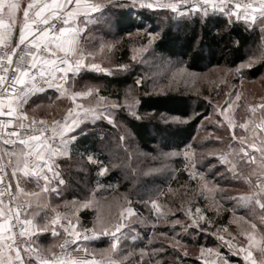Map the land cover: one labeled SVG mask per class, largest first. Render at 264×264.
<instances>
[{"label":"snow or ice","instance_id":"obj_1","mask_svg":"<svg viewBox=\"0 0 264 264\" xmlns=\"http://www.w3.org/2000/svg\"><path fill=\"white\" fill-rule=\"evenodd\" d=\"M130 3L133 7L168 9L181 17L202 13L206 18L211 10L229 20L235 17L252 26L259 24L260 31L264 32V0H130ZM118 6L123 7L120 0H28L26 6H22V0H0V264H151L152 259L163 251L162 248L151 252L140 249L138 257L133 259L135 254L121 247L125 240L140 238L133 223L146 222L131 206L120 213L121 220L112 229L99 216L92 228H81L78 217L73 222L67 213L61 216L55 212L50 217L47 214L45 194L55 192L60 195L59 186L65 183L57 161L69 155L70 146L79 135L85 134L81 125L97 120L113 124L115 111L120 107L135 115L132 110L138 101L127 102L130 91L126 94L125 104L121 105L101 95L96 85L84 84L79 90L76 88L77 78L84 72L112 76L116 71L129 70L127 65L113 70L95 62L97 51L103 53L106 48L111 51L112 45L101 43L98 50H90L83 42L88 24L98 22L107 9ZM151 42L149 40V44ZM257 63L264 64V48L234 71L240 74ZM141 83L140 79L136 81L137 86ZM49 90L58 93L57 99L70 100L66 114L59 120L29 116L26 110L29 100ZM235 99L239 101L240 95L235 94ZM231 104V100L228 101L227 107ZM257 109H260L259 123L250 126L247 122L235 125L228 121L230 129L238 126L252 135L237 138L233 131V139L238 140L239 146H229L228 152L216 157L234 179H242L250 189L247 194L229 199L236 201L237 207L251 209L253 213L257 208L260 210L259 226L244 216L237 219L238 226L239 222L247 225L239 232L246 243L236 245L233 254H243L245 264H264V103L251 106L250 111L255 114ZM226 111L227 108L221 109L222 113ZM176 155L179 153H167L162 159ZM184 155L187 159L188 152ZM88 161L100 163L92 155L88 156ZM191 167V179L196 180L197 175L202 179V174L195 172V163ZM160 170L152 169L145 174ZM107 172L108 168L101 165L98 175ZM27 184H35L36 188L29 190ZM217 190L218 185L204 182L199 195L205 201V207L197 206L193 210L189 206L185 210L181 206L178 211L190 223L176 218L170 226H180L185 231L193 227L206 231L201 225L213 223L206 213L216 211L221 205ZM91 203L90 200L80 202V208H89ZM128 203L131 205V201ZM146 203L151 204L156 220L167 221L170 214L176 215L170 210L162 211L157 199ZM42 214L41 223L38 218ZM62 220L66 223H61ZM58 228L63 231L60 244L42 247L37 243L36 238L45 233L60 237ZM124 229L135 234L129 237ZM222 230L226 232L227 228ZM100 236L110 237V246L99 252L90 251L87 243ZM217 238L230 251L233 249L236 236L225 240L217 234ZM57 247L59 252L53 251ZM81 248L88 258L73 260L71 251ZM205 251L211 254L213 249L202 248L201 257ZM216 255L220 254L217 252ZM223 264L228 261L224 259Z\"/></svg>","mask_w":264,"mask_h":264},{"label":"rangeland","instance_id":"obj_2","mask_svg":"<svg viewBox=\"0 0 264 264\" xmlns=\"http://www.w3.org/2000/svg\"><path fill=\"white\" fill-rule=\"evenodd\" d=\"M120 2L123 7H110L98 22L88 24L83 42L90 50H98L101 43L112 45L111 51L107 48L103 53L97 51L95 62L113 70L117 66L127 65L129 70L116 71L112 76L92 71L84 72L77 78L76 88L79 90L84 84L96 85L100 88L101 95L110 97V102H119L121 105L125 104L126 94L130 91L127 102L138 101L132 110L135 115L127 108L120 107L115 111L113 124H109L107 120H97L95 123L89 122L81 125L85 133L97 137L98 151L102 153L101 155H105L106 159L98 160L92 155L100 163H90L88 156L73 158L70 154V146L69 155L57 161L58 171L65 181L59 186L60 195L55 192L45 194L47 214L50 217L55 212L60 213L61 216L67 213L73 222L78 217L81 228H92L99 216L109 229H112L113 225L121 220L120 213L131 206L146 221L144 224L134 222L132 225L139 233V239L135 241L128 239L121 245L125 251L135 254L133 259L138 257L140 249L146 248L151 252L152 249L162 248L163 251L152 259L151 264H205V262L223 264L224 259L228 261V264H240L230 259V257L240 256L233 254L236 250L235 246L246 243L245 238L239 235V232L241 228H247V225L239 222L238 226L237 219L244 216L259 225L260 210L257 208L253 213L251 209L237 207L236 201L229 199L232 196L247 194L250 189L242 179H234L226 167L220 165L216 157L228 152L229 146L232 148L239 146L238 140L233 139V131L237 138L250 137L245 134L244 129L242 131L238 126L230 129L228 121L231 120L235 125L247 122L251 126L256 121V115H253L250 109L245 108L244 104L253 106L264 102V74L256 80H249L246 74L248 69H244L240 74L234 71L250 57L259 55L260 49L264 48V32H261L260 41L250 48L247 58L236 67L214 65L205 70L196 71L188 68L185 60L181 58L158 53L154 48V43L166 25L177 28L182 26L185 20H194L196 16L204 17L202 13L181 17L168 9L133 7L130 2L122 0ZM128 7L131 8V13L137 17L138 21H141L139 10H144L146 13L153 12L155 22H142L145 23L143 27L129 32L119 30L116 25V10ZM233 19L236 20L235 17ZM240 21L245 23L243 20ZM256 26L260 31V25ZM149 40L152 41L151 44ZM126 47L129 50V60L122 62L123 51ZM133 56H136L135 60L132 59ZM181 69L184 71L181 72ZM102 75L107 78L127 75L131 81L121 89L116 83L108 87L109 81L106 78H99ZM138 79L142 81L139 86L136 84ZM169 93L191 97L194 110L196 111V106L199 104L202 105V110L193 113L189 118L162 115L160 117L162 123L185 124L197 115H202L207 106L209 113L201 118L194 136L182 148H166L165 138L158 136L151 150H146L140 146L123 117L140 118L138 115L140 95ZM235 94L240 95L239 101L235 99ZM57 96L58 93L49 90L32 97L26 106L29 116L47 120L61 119L71 106V102L64 98L57 99ZM230 100L232 104L229 108L227 102ZM225 108L227 111L222 113L221 109ZM121 137L124 139L121 140ZM186 151L188 152L187 159L184 155ZM167 153H179V155L170 159H162ZM192 163L196 165L195 172L202 174V179L199 175L196 180L191 179ZM91 165L96 167L93 173H90ZM101 165L108 168V172L102 176L98 175ZM152 169L161 170L150 175L145 174ZM114 171L118 174L109 183L99 181L100 178ZM95 175L98 177L91 180V177ZM204 182L218 185L217 200L221 201L216 211L206 213L212 219V225L202 224L201 226L206 229L203 232L194 227L186 231L180 226L172 228L170 223L176 218L184 223H190L187 217L178 211L181 206L185 210L189 206L193 210L197 206L202 209L205 207V201L199 195V189ZM26 187L29 190L36 188L35 184H27ZM152 199H157L162 211L169 212L170 210V213L176 215L170 214L167 221L156 220L151 204L146 203ZM86 200L92 202L91 206L80 208V202ZM74 201L76 203H72ZM128 201H131V205ZM84 209L93 211L92 223L89 226L84 224L86 219L84 220V216L80 214ZM226 211L230 212V216L224 224H220L219 216ZM40 218L39 221L42 223L43 214ZM124 222L127 223V220ZM61 223H66V221L62 220ZM225 227L226 232L222 230ZM58 231L61 232L60 237H53L50 233L42 234L36 238L37 243L42 247L60 244L63 231L60 228ZM124 231L129 237L135 234L128 229ZM217 234L224 236L225 240L236 236L231 251L217 238ZM149 240L152 241L151 244L148 243ZM110 243V237L100 236L99 239L88 242L87 246L90 251L99 252L108 248ZM202 248L205 250L211 248L213 252L209 254L205 251L204 256L201 257ZM53 251L58 252L59 248H53ZM217 252L219 256L216 255Z\"/></svg>","mask_w":264,"mask_h":264},{"label":"trees","instance_id":"obj_3","mask_svg":"<svg viewBox=\"0 0 264 264\" xmlns=\"http://www.w3.org/2000/svg\"><path fill=\"white\" fill-rule=\"evenodd\" d=\"M126 2V1H123ZM117 28L124 32H129L135 28H141L145 25L142 22H155L156 18L153 12L146 13L139 10L141 21L137 20L131 13V8L117 9ZM261 38V31L257 26H250L240 20H229L228 17L220 13H212L205 17H198L194 20H185L182 26L173 27L166 25L159 34L154 43L155 50L160 54H166L170 57H178L185 60L188 68L196 71H202L214 65H225L233 68L243 62L248 52L254 44ZM123 61L128 62L129 50L126 47L123 51ZM247 79L256 80L264 74V64L258 63L256 66L246 71ZM109 86L114 83L121 89L126 83L131 81L127 75L123 77H108ZM121 92V91H119ZM191 97L169 93V94H146L139 96L138 115L140 118L123 117L128 128L135 135L140 146L146 150H151V146L156 142L158 136L165 138L166 148L180 149L188 143L194 136L197 124L201 118L209 113L208 106L202 115L185 124H164L161 122L162 115H171L181 118H189L193 113L202 110V105L193 108ZM43 105V103H41ZM150 114V115H145ZM71 157L85 158L94 155L96 159H106L98 151L97 137L85 133L77 138L71 145ZM96 167L91 165L90 173H93ZM117 171L112 172L106 177L100 178V182L109 183L113 177H116ZM98 176L91 177V180ZM84 216L85 225H91L93 211L84 209L80 213ZM214 215V214H212ZM230 216L226 211L219 216L220 224H224ZM231 260L242 264L239 257H230Z\"/></svg>","mask_w":264,"mask_h":264},{"label":"crops","instance_id":"obj_4","mask_svg":"<svg viewBox=\"0 0 264 264\" xmlns=\"http://www.w3.org/2000/svg\"><path fill=\"white\" fill-rule=\"evenodd\" d=\"M27 2H28V0H22V6H26ZM261 103H264V102H261ZM261 103H258L257 105H259ZM244 107L247 108V109H250L251 105L250 104H244ZM253 115H256V118H255L256 121L254 123H259L260 122V109H257V112L255 114H253ZM242 131H243V129H242ZM244 132L247 135H250V136L252 135L251 132H246L245 130H244ZM38 219L40 220L41 218L39 217ZM239 258L241 259L242 264H245V261L243 260V254H240Z\"/></svg>","mask_w":264,"mask_h":264},{"label":"built area","instance_id":"obj_5","mask_svg":"<svg viewBox=\"0 0 264 264\" xmlns=\"http://www.w3.org/2000/svg\"><path fill=\"white\" fill-rule=\"evenodd\" d=\"M122 1L130 2V0H122ZM72 248H75V245H73ZM71 258L73 260H76V261H83V260H85L88 257L86 256V253L81 248L80 250H73V251H71Z\"/></svg>","mask_w":264,"mask_h":264}]
</instances>
